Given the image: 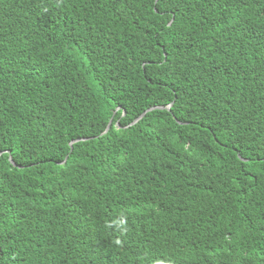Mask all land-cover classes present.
I'll use <instances>...</instances> for the list:
<instances>
[{
  "label": "trees",
  "instance_id": "1",
  "mask_svg": "<svg viewBox=\"0 0 264 264\" xmlns=\"http://www.w3.org/2000/svg\"><path fill=\"white\" fill-rule=\"evenodd\" d=\"M0 264H264V0H0Z\"/></svg>",
  "mask_w": 264,
  "mask_h": 264
},
{
  "label": "water",
  "instance_id": "2",
  "mask_svg": "<svg viewBox=\"0 0 264 264\" xmlns=\"http://www.w3.org/2000/svg\"><path fill=\"white\" fill-rule=\"evenodd\" d=\"M169 108H170V105H168V106H153L151 108H148L144 112H142L138 117H136L132 123L136 122L139 118H141L149 110H152V109H167V110H169ZM110 123H111V119L109 120L108 125H107L105 130H107L109 128Z\"/></svg>",
  "mask_w": 264,
  "mask_h": 264
},
{
  "label": "clouds",
  "instance_id": "3",
  "mask_svg": "<svg viewBox=\"0 0 264 264\" xmlns=\"http://www.w3.org/2000/svg\"><path fill=\"white\" fill-rule=\"evenodd\" d=\"M117 243H119V242H117Z\"/></svg>",
  "mask_w": 264,
  "mask_h": 264
}]
</instances>
